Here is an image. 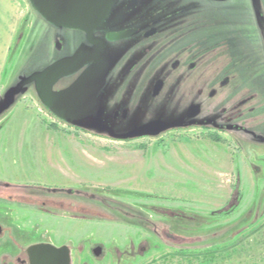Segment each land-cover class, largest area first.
I'll list each match as a JSON object with an SVG mask.
<instances>
[{
    "label": "rangeland",
    "instance_id": "rangeland-1",
    "mask_svg": "<svg viewBox=\"0 0 264 264\" xmlns=\"http://www.w3.org/2000/svg\"><path fill=\"white\" fill-rule=\"evenodd\" d=\"M24 1L29 21L0 88V264H22L37 243L67 245L73 264H264V0H255L258 19L253 0H195L221 13L213 36L242 27V69L229 71L232 82L215 96L201 95L228 62L197 58L176 89L140 98L146 118L175 128L128 140L96 135L91 117L69 125L41 103L33 76L85 44L84 35H61ZM250 96L224 122L221 109ZM192 101L201 112L188 118ZM107 124L123 134L137 121Z\"/></svg>",
    "mask_w": 264,
    "mask_h": 264
},
{
    "label": "flooded vegetation",
    "instance_id": "flooded-vegetation-1",
    "mask_svg": "<svg viewBox=\"0 0 264 264\" xmlns=\"http://www.w3.org/2000/svg\"><path fill=\"white\" fill-rule=\"evenodd\" d=\"M130 1L116 0L104 21L94 30L93 37L102 40L100 57L95 60L89 57L84 69L55 89L66 88L90 66L103 69L106 74V85L98 96V103L102 107V114L99 116L102 124L135 120L137 121L135 127H138L159 120V118H146L141 113L148 109V107L145 109L141 96L145 94L149 100H153L167 91L176 89L181 77L189 76L192 69L197 67V58L214 55L219 60L223 56L228 62V68L221 73L223 77L218 84L207 90L199 89L201 95L210 96L212 90H216L217 94L219 88H224L232 82L233 74H229V71L242 69L244 45L242 27L235 31L236 37L232 35L235 34L233 31H228V27L224 31H217L214 36L211 34L213 28L220 26V12L213 11L212 8L198 7L195 0H138L139 3L135 8L128 9L127 4ZM58 8L61 11L67 10ZM254 12L258 19L259 13L255 8ZM126 29H135V33L122 39L109 38L110 33ZM153 30H156L153 35L146 36ZM234 40H236L235 45ZM85 41L87 42L86 34ZM99 43L77 46L62 58H70L87 50H95ZM232 49L237 51V55L233 53L227 55L229 50L233 51ZM158 80H163L164 85L160 93L153 96V87ZM233 87H239V85L236 84ZM258 88L257 85L256 90ZM106 102L111 106L107 107ZM193 104L197 102H190L187 109ZM221 113L226 123L240 114L235 104L221 109ZM217 128L215 130L227 131L224 126ZM99 247L102 252L97 256L95 249ZM91 252L95 257H100L103 255V247L99 245L93 247ZM18 261L27 264L21 258Z\"/></svg>",
    "mask_w": 264,
    "mask_h": 264
},
{
    "label": "water",
    "instance_id": "water-1",
    "mask_svg": "<svg viewBox=\"0 0 264 264\" xmlns=\"http://www.w3.org/2000/svg\"><path fill=\"white\" fill-rule=\"evenodd\" d=\"M225 1L230 0H214ZM254 1V8L257 10ZM34 10H37L39 17L50 24H58L52 26L56 32L64 35V29L78 30L84 35L82 41L85 44L77 46H85L100 42L95 50H87L70 58H59L52 66L41 74H33V78L38 79L39 95L41 103L54 114L72 126H79L84 119L91 117L92 121L100 128L98 134L102 135L107 131L113 139L128 140L141 136H158L166 130L175 128L174 123H168L159 118V120L150 122L146 125L132 128L123 134H114L108 124H102L99 116L102 114V107L98 103V96L106 85L105 71L97 66H90L83 70L75 80L66 88L55 90L67 80L75 77L78 72L84 69L88 64L89 57L93 60L100 57V48L102 40L93 37L94 30L104 21L109 14L116 0H29ZM138 0H131L127 4L128 9L135 8ZM58 4V6H57ZM60 8H66L61 11ZM156 32L153 30L146 34L151 36ZM135 33V29H126L120 32L109 34L111 39H122L130 37ZM87 35V42L85 41ZM76 46V47H77ZM75 47V48H76ZM74 48V49H75ZM73 49V50H74ZM194 66V65H193ZM192 66V67H193ZM69 79L65 77L68 75ZM164 85L163 80H158L153 87V96H157ZM210 97L216 95V90L210 92ZM253 96L247 97L237 104L241 107ZM201 112L199 103L191 105L187 109V117L194 118ZM3 229L0 225V234ZM171 236V235H170ZM172 237V236H171ZM102 249H95V254L99 256ZM27 264H73L72 250L67 245L56 246L51 243H37L30 245L26 249Z\"/></svg>",
    "mask_w": 264,
    "mask_h": 264
},
{
    "label": "crops",
    "instance_id": "crops-1",
    "mask_svg": "<svg viewBox=\"0 0 264 264\" xmlns=\"http://www.w3.org/2000/svg\"><path fill=\"white\" fill-rule=\"evenodd\" d=\"M29 14L24 0H0V88L11 78L12 53L24 39L20 30L29 21Z\"/></svg>",
    "mask_w": 264,
    "mask_h": 264
},
{
    "label": "trees",
    "instance_id": "trees-1",
    "mask_svg": "<svg viewBox=\"0 0 264 264\" xmlns=\"http://www.w3.org/2000/svg\"><path fill=\"white\" fill-rule=\"evenodd\" d=\"M188 250H190V249H188ZM213 254L214 253V251L213 252H205L204 254ZM189 256H192V253H189Z\"/></svg>",
    "mask_w": 264,
    "mask_h": 264
}]
</instances>
